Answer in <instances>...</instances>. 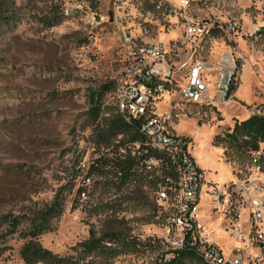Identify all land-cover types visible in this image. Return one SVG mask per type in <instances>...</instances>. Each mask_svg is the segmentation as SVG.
<instances>
[{
    "label": "rangeland",
    "instance_id": "obj_1",
    "mask_svg": "<svg viewBox=\"0 0 264 264\" xmlns=\"http://www.w3.org/2000/svg\"><path fill=\"white\" fill-rule=\"evenodd\" d=\"M53 2L59 5V22L51 25ZM3 3L1 13L7 7L16 12L10 25L0 23V264H25L22 235L38 210L58 198L63 214L54 231L40 236L43 247L64 255L91 233L125 232L139 237L143 249L96 264H161L171 257L168 214L150 190L104 174L88 178L90 163L101 155L93 135L92 98L112 86L103 96L101 122L116 113L124 30L140 45H170L177 64L193 58L217 66L228 53L237 87L229 99L218 93L211 104H192L175 92L160 110L172 111L175 132L192 139L207 179L222 183L247 176L255 154L225 138L237 121L264 112V0H130L120 9L115 0ZM190 22H208L211 32L187 42L184 26ZM226 25L236 31L226 32ZM213 73L216 84L218 73ZM14 218L19 224L11 232ZM253 239L248 261L264 264V233L261 250L258 236ZM225 248L229 255L230 241Z\"/></svg>",
    "mask_w": 264,
    "mask_h": 264
},
{
    "label": "built area",
    "instance_id": "obj_2",
    "mask_svg": "<svg viewBox=\"0 0 264 264\" xmlns=\"http://www.w3.org/2000/svg\"><path fill=\"white\" fill-rule=\"evenodd\" d=\"M129 1L115 0V4L120 9ZM211 29L208 22L187 23L186 41L203 39ZM222 29L236 31L233 25ZM123 32L115 105L126 122L137 125L141 139L120 144L114 150L109 147V156L117 153L122 159L134 160L132 180L144 184L167 212V255L172 257L175 251L189 247L204 264H250L246 251L256 244L254 235L259 238L257 246L263 248L264 152L253 153L247 176L223 183L211 181L193 154L192 139L173 129V112L160 110V104L175 92L192 104H211L218 93L229 99L233 84L231 56L224 54L217 66L193 58L177 64L170 45H140L130 32ZM213 72L218 73L216 84H212ZM253 115L264 116V112ZM227 241L233 248L229 255L225 252ZM255 263L260 260L256 258Z\"/></svg>",
    "mask_w": 264,
    "mask_h": 264
},
{
    "label": "trees",
    "instance_id": "obj_3",
    "mask_svg": "<svg viewBox=\"0 0 264 264\" xmlns=\"http://www.w3.org/2000/svg\"><path fill=\"white\" fill-rule=\"evenodd\" d=\"M53 4L51 15L48 17L51 25L59 22V16L55 11L59 5L55 2ZM0 7L3 8L4 3ZM91 7L95 9L96 4L92 2ZM15 12L13 8H5L3 13L0 12V23L6 22L10 25ZM236 88L235 82H233L230 93H233ZM112 89V86H104L92 98L93 135L101 155L89 165L87 175L89 178L97 174H104L106 177L125 184L132 180L131 170L134 160L122 159L117 153L109 156V147L114 150L120 144L137 141L141 139V134L135 123L126 122L123 116L118 113L116 105V113L111 114L103 123L101 122L103 96ZM225 140L230 141L231 144L240 149H244L249 154L264 152V116L253 115L243 121H237ZM83 191L80 189L79 195L84 193ZM62 214L63 200L60 198L56 199L51 206L38 210L36 218L31 221L30 228L22 235L25 242L20 249V258L25 264H96L98 261L106 262L116 256L139 252L143 249L144 242L137 236L125 232H106L99 236L91 233L88 239L74 245L67 254H56L43 247L39 238L43 234L54 231V222ZM18 224V218L11 220V232L17 231ZM1 239L3 238H0V245H3L4 240ZM194 260L202 261L193 248L187 247L175 251L169 259L164 257L161 264H187L188 261Z\"/></svg>",
    "mask_w": 264,
    "mask_h": 264
},
{
    "label": "bare ground",
    "instance_id": "obj_4",
    "mask_svg": "<svg viewBox=\"0 0 264 264\" xmlns=\"http://www.w3.org/2000/svg\"><path fill=\"white\" fill-rule=\"evenodd\" d=\"M226 54H228V53H226ZM203 133H204V132H203ZM213 226H214V227H216V226H217V223H216V222H215V223H213Z\"/></svg>",
    "mask_w": 264,
    "mask_h": 264
},
{
    "label": "crops",
    "instance_id": "obj_5",
    "mask_svg": "<svg viewBox=\"0 0 264 264\" xmlns=\"http://www.w3.org/2000/svg\"><path fill=\"white\" fill-rule=\"evenodd\" d=\"M209 179V178H208ZM209 180H211V181H214V180H212L211 178L209 179ZM229 181V180H228ZM214 182H217V181H214ZM224 182H227V181H224ZM223 183V182H222Z\"/></svg>",
    "mask_w": 264,
    "mask_h": 264
}]
</instances>
